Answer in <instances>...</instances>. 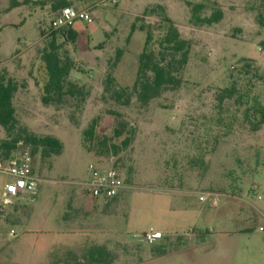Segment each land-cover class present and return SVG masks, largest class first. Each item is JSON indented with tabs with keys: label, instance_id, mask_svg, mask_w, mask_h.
I'll use <instances>...</instances> for the list:
<instances>
[{
	"label": "rangeland",
	"instance_id": "rangeland-1",
	"mask_svg": "<svg viewBox=\"0 0 264 264\" xmlns=\"http://www.w3.org/2000/svg\"><path fill=\"white\" fill-rule=\"evenodd\" d=\"M54 3L0 0V73L23 86L13 100L17 129L8 134L0 124V140L28 132L63 143L58 155L35 154L41 178L35 200L0 212V264H264L253 208L264 206V125L253 131L246 113L264 105V0H79L95 20L81 24L76 43L59 41L62 55L73 60L70 77L82 75L86 95L61 105L43 103L42 83L32 76L52 32ZM190 3H203V16L221 9L223 18L196 25ZM157 4L191 48L180 87L142 106L133 88L146 39L138 27L153 26L155 42L162 36L159 15H144ZM88 43L102 47L97 65L94 52L81 53ZM119 48L124 52L113 68ZM110 71L115 82L107 90ZM232 86L235 95L220 101ZM119 88L128 90L129 104L114 98ZM94 118L96 137L89 138L84 131ZM120 120L127 128L116 137ZM104 136L109 148L101 144ZM111 144L120 150L114 153ZM90 162L124 173L126 188L107 206L80 184ZM253 187L263 201L252 198ZM208 191L222 194L217 207L199 201ZM151 228L164 237L148 244L142 234ZM95 248H103V262L91 258Z\"/></svg>",
	"mask_w": 264,
	"mask_h": 264
},
{
	"label": "trees",
	"instance_id": "trees-1",
	"mask_svg": "<svg viewBox=\"0 0 264 264\" xmlns=\"http://www.w3.org/2000/svg\"><path fill=\"white\" fill-rule=\"evenodd\" d=\"M28 1V0H27ZM54 10L69 4H74L77 8L79 0H52ZM191 22L196 25H212L219 22L223 18V11L217 9L209 16H203L201 13L205 7L203 3L191 4ZM159 15L160 26L163 28V34L155 42L154 28L150 24H140L139 30L146 32L144 47L139 54L138 69L133 88L137 93V99L142 106H147L150 102L161 96L167 89H177L182 83V78L178 74L187 65L190 53V41L181 36L180 30L176 22L166 13L165 6L157 4L154 7H148L144 11V15ZM137 28L136 24L132 25V31ZM79 31L74 26L52 31L45 46L39 50V70L38 75L32 74L36 84L42 83V101L45 104L61 105L68 98L84 99L86 90L84 86L70 78L73 68V60L70 56H63L62 49L65 43L59 41L62 37L67 43H76ZM156 45V46H155ZM157 47V48H156ZM124 50L119 48L116 52L113 68L120 62ZM31 73V72H30ZM106 89L109 90L115 82V76L110 71L106 77ZM23 87L17 80L0 73V124L11 134L17 129L18 120L16 117V108L14 105L15 93ZM236 88H225L220 94L219 99L223 101L226 98H232L235 95ZM114 98L118 101L124 99L125 104H129L130 96L126 88L113 89ZM251 111V113H250ZM118 117L120 113L110 112ZM249 118V125L253 131L261 129L264 125V105L256 103L253 108L246 110ZM99 118H94L88 128L84 131L85 136L89 138L96 137V127ZM127 128V124L118 121V125L114 129V136H121ZM26 133V131H24ZM23 138V139H22ZM19 140H23L27 144L33 146V152L36 154L41 149L44 157L58 155L62 152V141L53 135L37 136L32 133H26L24 137L16 135L11 139L0 140V158L6 159L11 151L16 148ZM109 137L104 136L101 144L109 148ZM130 143L129 139L123 142V147H127ZM114 153L120 150V147L111 144ZM91 258L96 262H103V248H95L91 250Z\"/></svg>",
	"mask_w": 264,
	"mask_h": 264
},
{
	"label": "built area",
	"instance_id": "built-area-1",
	"mask_svg": "<svg viewBox=\"0 0 264 264\" xmlns=\"http://www.w3.org/2000/svg\"><path fill=\"white\" fill-rule=\"evenodd\" d=\"M72 3V0H67ZM115 1V0H113ZM95 20L88 8H77L73 3L54 10L50 21V31L74 26L78 22L86 26ZM33 146L19 140L6 159L0 158V212H6L9 206L17 203L29 204V200H35L34 196L40 184V176L35 165ZM88 175L80 182L84 191L107 204L117 197L126 188L122 169L115 166L106 167L96 162L88 164ZM252 198L255 201H263V195L253 187ZM222 194L218 192H200L198 199L201 203L211 207L220 204ZM258 215L256 229L264 236V206L253 205ZM11 233H15L12 229ZM164 233L159 229L151 228L142 234V239L153 244L162 239Z\"/></svg>",
	"mask_w": 264,
	"mask_h": 264
},
{
	"label": "crops",
	"instance_id": "crops-1",
	"mask_svg": "<svg viewBox=\"0 0 264 264\" xmlns=\"http://www.w3.org/2000/svg\"><path fill=\"white\" fill-rule=\"evenodd\" d=\"M81 24H83V25H85L84 23H82V22H78V23H76L75 24V28L79 31V36H80V34H81V32L83 31L82 30V26H81ZM77 25V26H76ZM86 26V25H85ZM79 36H78V38H79ZM102 43V42H101ZM100 44V43H99ZM102 47H98V44L97 45H94V46H91L89 43L88 44H86L85 45V47H84V49L85 50H81V53L82 54H86L85 56H87V57H89V55L87 54V52L88 53H93V57H94V63L93 64H98V57L100 56L99 55V53L98 52H95V51H97V50H99V51H101L102 49H101ZM80 53V54H81ZM81 54V55H82ZM73 59H74V61L75 60H77V58L76 57H73ZM93 64H91V65H93ZM71 75V74H70ZM71 78V77H70ZM74 79H77V82H81V80L80 79H82V75H75L74 76ZM84 194H86V196L88 195L86 192L84 193ZM88 196H90V195H88ZM92 197V196H91ZM96 199V198H95ZM96 203H98V205H100V206H107L108 204H105V203H103L102 201H100L99 199H96ZM84 204H89V202L88 201H84ZM110 204V203H109ZM110 207H112L111 205H110ZM222 230H224V231H227L228 229H226V228H224V229H222ZM247 230H250V229H245L244 231H247ZM159 241V240H158Z\"/></svg>",
	"mask_w": 264,
	"mask_h": 264
}]
</instances>
